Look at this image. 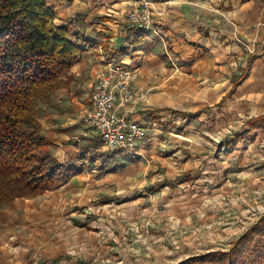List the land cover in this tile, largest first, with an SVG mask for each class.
Segmentation results:
<instances>
[{
    "label": "rangeland",
    "instance_id": "374dc122",
    "mask_svg": "<svg viewBox=\"0 0 264 264\" xmlns=\"http://www.w3.org/2000/svg\"><path fill=\"white\" fill-rule=\"evenodd\" d=\"M150 12L152 16V8ZM260 53L255 49L254 55ZM227 54L215 66L203 62L205 72L181 71L183 64L170 53L164 62L172 66L159 71L158 78L137 79L138 73L132 81L136 108H146L147 118L155 108H164L161 122L149 125L137 153L99 152L108 161L115 159L120 171L133 159L152 160L143 171L131 167L127 172H134L138 183L120 178L117 186L111 185L112 195L82 192L86 204L74 215L86 214L88 230L73 227L74 217L58 205L57 193L0 205V257L8 232L15 235L8 239L21 248L16 252L20 264H37L39 246L56 251L41 264H70L73 259L78 264H180L196 254L227 251L264 214V129L246 125L247 119L264 113V71L252 72L241 53ZM246 68L236 92L221 102L233 86L232 77ZM201 108L204 113L193 118L172 112ZM245 130L244 139L229 144ZM83 131H92L84 118ZM98 135L92 139H100ZM103 187L109 190L107 184L96 188Z\"/></svg>",
    "mask_w": 264,
    "mask_h": 264
},
{
    "label": "crops",
    "instance_id": "0c3cea01",
    "mask_svg": "<svg viewBox=\"0 0 264 264\" xmlns=\"http://www.w3.org/2000/svg\"><path fill=\"white\" fill-rule=\"evenodd\" d=\"M148 1L152 4L154 25L163 33V39L147 31L148 36L143 44L131 47L125 54H117L115 51L126 43L128 37L129 25L127 18H124L126 11L141 8ZM50 4L55 6L54 20L57 24L70 23L76 26L75 28L90 39L92 44L86 46L64 76L66 85L40 102L38 108L40 111L36 115L42 135L50 141L51 154L60 163L75 167L79 172L61 188L35 196L57 193L56 195L60 196L58 205L67 208L74 217L71 219L73 227H84L88 230L91 223L84 218L87 217L86 214L83 213V217L80 218L74 215L83 204H86L87 198L81 197L82 192L90 191L91 197L112 195L116 193L112 188L122 180L120 178H125L123 180L126 182L133 179L135 183L130 181L129 184L134 186L138 183L135 180L137 178L134 172L128 175L127 172L131 167H138L139 171L142 166L145 164L149 166L152 162L147 158L145 160L140 158L120 171L115 166L117 165L115 159L112 160L110 157L108 161L106 156L100 155V150L106 153L109 151L104 145L95 147L96 143L87 141V138L92 139V134L98 135L93 130L83 131L84 114L91 106L90 94L98 74L108 71L111 63H121L138 68L137 79L158 78L159 71L167 72L172 66L168 59V62H164L165 56L169 57L170 53L176 54L180 64L184 65H181V71L198 68L200 72H205L203 62L210 66L221 63L229 57L227 52L231 50L241 53L248 59L252 72L264 71V0H50ZM242 45L248 46L249 52ZM255 49L261 53L254 55ZM191 70L188 73H191ZM248 70L243 69V74L246 75ZM239 85L234 90L232 86L221 102L227 96H232ZM145 109L136 108L134 101L119 106L120 114L128 120L141 123L149 133V125L154 123L156 126L160 123L162 119L160 111L165 109L155 108L148 118V110ZM150 119H153V122ZM141 143L134 153L142 147ZM106 161L108 162L104 163ZM99 184H107L109 190L105 191V187L96 188ZM44 211L48 213L47 209ZM41 213L45 214L43 211ZM7 236L3 242L0 264H3V261L6 264H20V254L16 255V252L21 248L18 249L14 241L8 239L15 235L8 232ZM40 243L38 241L37 245ZM38 248L35 260L39 261V264L52 254H56V251L51 254L49 248L43 249L40 246ZM70 264L78 263L73 259Z\"/></svg>",
    "mask_w": 264,
    "mask_h": 264
},
{
    "label": "trees",
    "instance_id": "16d2710c",
    "mask_svg": "<svg viewBox=\"0 0 264 264\" xmlns=\"http://www.w3.org/2000/svg\"><path fill=\"white\" fill-rule=\"evenodd\" d=\"M55 16L48 0H0V205L57 190L79 172L51 154L36 116L40 102L66 85L64 76L92 44L76 26L57 24ZM127 30L126 45L117 54L143 44L148 36L146 30L130 25ZM244 75L232 77V90ZM172 112L189 118L203 114L201 109ZM246 125L251 130L264 128V114L250 117ZM248 133H236L229 144ZM87 141L103 145L101 137ZM180 264H264V214L227 251L196 254Z\"/></svg>",
    "mask_w": 264,
    "mask_h": 264
},
{
    "label": "built area",
    "instance_id": "2783aa9c",
    "mask_svg": "<svg viewBox=\"0 0 264 264\" xmlns=\"http://www.w3.org/2000/svg\"><path fill=\"white\" fill-rule=\"evenodd\" d=\"M151 8L152 4L148 1L141 8L129 11L127 22L130 26L155 33L163 39V33L154 25ZM109 66L108 71L99 73L95 79L90 94L91 106L84 114V121L100 135L104 147L109 151L134 152L148 135V130L141 123L128 120L120 114L119 106L134 101L136 93L132 81L139 70L121 63H111Z\"/></svg>",
    "mask_w": 264,
    "mask_h": 264
}]
</instances>
